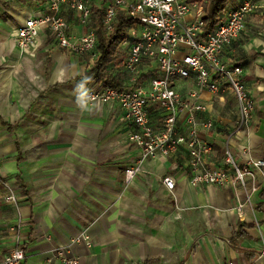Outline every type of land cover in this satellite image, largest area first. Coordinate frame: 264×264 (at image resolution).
I'll return each instance as SVG.
<instances>
[{
    "label": "crops",
    "instance_id": "crops-1",
    "mask_svg": "<svg viewBox=\"0 0 264 264\" xmlns=\"http://www.w3.org/2000/svg\"><path fill=\"white\" fill-rule=\"evenodd\" d=\"M101 1L94 7L102 8ZM241 1L233 0L226 15ZM255 1L247 30L223 54L225 62L243 68L255 104L249 127L233 141L239 164L242 149L264 159V0ZM48 5L0 0V174L19 198L18 208L7 203L0 184V258L19 236L25 264H65L54 249L84 235L68 250L79 264H264L261 192L247 203L243 190L192 186L185 148L168 159L141 161L140 150L127 141L131 127L121 108L86 99L84 78L95 65L91 54L62 50L47 30L33 54L20 49L15 31L47 13ZM59 16L69 21L74 39L87 34L68 6ZM179 82L181 92L195 88L190 80ZM201 95L215 130L201 129L200 137L213 148L209 165L223 167L236 101L230 91ZM135 167L140 172L126 183V170ZM165 177L174 179L173 191ZM240 203H247L242 219ZM19 220L20 230L14 231Z\"/></svg>",
    "mask_w": 264,
    "mask_h": 264
},
{
    "label": "built area",
    "instance_id": "built-area-1",
    "mask_svg": "<svg viewBox=\"0 0 264 264\" xmlns=\"http://www.w3.org/2000/svg\"><path fill=\"white\" fill-rule=\"evenodd\" d=\"M96 0H48V12L28 18L14 34L20 49L33 54L38 47L40 34L49 31L62 50L74 54H91L97 59L96 31L91 28L93 7ZM78 13L79 22L89 30L79 40L70 33V23L59 16L62 6ZM102 23L111 32L120 13L130 18L135 26L120 47L125 54L121 69L122 88L104 87L97 80L87 83L86 99L99 105L117 104L124 120L131 127L127 141L146 159H168L182 148L189 152L191 185L232 188L243 190L248 201L264 186V159L255 158L248 149H242V163L236 160L233 144L246 130L253 118L255 104L245 83L243 68L223 60L224 52L247 30V19L258 9L255 0H242L237 9L219 19L211 31L205 29L203 8L188 0H113L103 7ZM146 75V77H144ZM192 81L195 88L179 91L177 81ZM230 91L235 98L237 117L232 132L225 136L224 166L211 167L209 157L213 148L200 137L201 129L215 130V122L206 117L207 108L201 94L208 92L223 95ZM152 114L158 120L152 119ZM140 172L139 167L127 169L126 183ZM164 185L170 191L175 188L172 177H165ZM0 184L6 190L5 201L19 206L16 189L0 174ZM247 203L237 208L244 217ZM21 221L13 229L20 230ZM87 239L81 235L67 245L54 249L55 258L65 264H79L68 256L69 247ZM27 253L17 236V245L0 264H25ZM228 264H236L231 261Z\"/></svg>",
    "mask_w": 264,
    "mask_h": 264
},
{
    "label": "trees",
    "instance_id": "trees-1",
    "mask_svg": "<svg viewBox=\"0 0 264 264\" xmlns=\"http://www.w3.org/2000/svg\"><path fill=\"white\" fill-rule=\"evenodd\" d=\"M190 3H198L203 8L202 20L205 23L207 31L213 30L219 22V19L226 15L229 4L233 0H188ZM104 9L101 7L93 8V19L91 28L96 31L97 59L95 65L84 80L91 82L97 80L104 87L122 88L123 77L121 73L125 61V54L120 50L124 41L127 40L130 30L135 23L120 13L117 17L115 27L111 32H107L103 26L102 18ZM256 56H261L257 54ZM111 69H114L113 71ZM260 198L264 200V187L260 193ZM259 210L264 211V204L258 206Z\"/></svg>",
    "mask_w": 264,
    "mask_h": 264
},
{
    "label": "rangeland",
    "instance_id": "rangeland-1",
    "mask_svg": "<svg viewBox=\"0 0 264 264\" xmlns=\"http://www.w3.org/2000/svg\"><path fill=\"white\" fill-rule=\"evenodd\" d=\"M103 1H105V2H103ZM103 1H101V4L100 3H98V4H100V5H105V4H107V3H110V2H112L113 0H103ZM182 83H185V81L184 82H182V81H180L179 82V84H182Z\"/></svg>",
    "mask_w": 264,
    "mask_h": 264
}]
</instances>
